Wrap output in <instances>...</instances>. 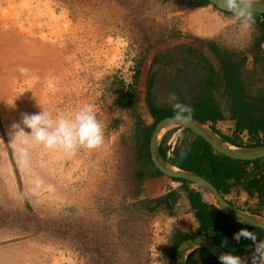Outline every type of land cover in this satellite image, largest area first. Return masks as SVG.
<instances>
[{
  "label": "rangeland",
  "instance_id": "obj_1",
  "mask_svg": "<svg viewBox=\"0 0 264 264\" xmlns=\"http://www.w3.org/2000/svg\"><path fill=\"white\" fill-rule=\"evenodd\" d=\"M180 1L0 0V264H167L172 234L196 230L183 189L171 212L160 205L147 213L135 197L152 184L136 183L133 136L139 119L152 123L145 102L149 77L157 72L153 103L169 108V83L181 86L189 99L197 86L194 70L205 63L219 69L209 40L170 31L169 15L179 19L171 8ZM40 16L47 27L37 23ZM256 31L254 23H240L228 31L230 37L210 41L244 57L239 77L251 85L249 95L264 85L260 64L252 62ZM166 53L172 62L154 63ZM185 57L190 61L183 64ZM20 67L30 72L21 74ZM128 85L135 88L136 109L117 102ZM86 103L104 128L100 148L69 156L12 142L11 126L22 114L43 109L71 116ZM222 128L216 126L227 135ZM22 147L27 166L20 163ZM226 198L242 208L245 201L255 203L244 193Z\"/></svg>",
  "mask_w": 264,
  "mask_h": 264
},
{
  "label": "trees",
  "instance_id": "obj_2",
  "mask_svg": "<svg viewBox=\"0 0 264 264\" xmlns=\"http://www.w3.org/2000/svg\"><path fill=\"white\" fill-rule=\"evenodd\" d=\"M202 1L206 5H210L206 0ZM254 18L257 33L253 41L252 62L254 65L260 64L257 68L264 73V48L262 47L264 43V15L254 13ZM207 44L214 54L219 69L216 70L213 66L205 65L206 63L197 67L194 70L197 86L192 87L194 84L190 83L192 89L189 99L184 96L181 86L169 83L167 88L170 92L178 95L180 102L192 106L191 118L208 125L222 141L235 147L255 148L263 146L264 85H260L252 95H249L248 91L251 89V85H245L239 77L244 69V57L240 58L234 52L221 51L210 41H207ZM185 50L190 54L195 53L194 49L191 48ZM181 60L183 64L190 61L186 57ZM161 61L169 63L173 59L169 58V53L158 54L154 57V63H161ZM185 69H177V71L185 72ZM138 74L139 71L135 73L134 80L137 79ZM156 76L157 72H154L149 77L145 97L147 111L152 118V123L144 125L143 121L139 119L133 135L137 184L163 176L150 161L149 140L155 125L164 118L172 117L173 111L171 107H159L152 101V89ZM218 97H223V103ZM117 102L120 108L133 109L134 107L136 109L138 101L135 88L132 85H128L125 89L122 88ZM225 111L228 113L227 117L224 115ZM226 119L233 122L231 135H223L215 128L217 122ZM177 131H182V138L173 136ZM243 132H246L248 136L246 144H243L240 139ZM172 136L175 138L173 146L169 143ZM158 150L167 164L202 177L223 198L231 191L235 195L239 192L244 193L248 199L255 200V203L250 205V201H245L243 203L245 208L238 206L237 208L264 217V159L251 162L231 160L217 154L204 140L183 128H172L165 132L159 141ZM172 180L181 183V189L186 194L190 210L198 226L193 233L176 230L172 234L170 238L171 247L167 253V264H175L178 247L194 235H204L225 253L240 256L250 255L252 241L248 239L234 240V233L245 229L253 233L258 240H264L263 231L230 221L213 205L204 200L199 188L196 187L197 190L189 189V185H193L192 183L178 179ZM179 199V193L170 191L162 197L139 203L138 208H143L147 213H151L158 206L163 205L171 212ZM231 204L234 205L233 202ZM186 264H218V262L205 249L197 248L187 256Z\"/></svg>",
  "mask_w": 264,
  "mask_h": 264
},
{
  "label": "clouds",
  "instance_id": "obj_3",
  "mask_svg": "<svg viewBox=\"0 0 264 264\" xmlns=\"http://www.w3.org/2000/svg\"><path fill=\"white\" fill-rule=\"evenodd\" d=\"M220 3L223 10L231 13L242 25L255 23L253 6L256 5V0H220ZM18 71L24 75L30 72L25 67H20ZM166 103L171 105L173 120L176 123L191 119L192 106L180 102L175 93L167 97ZM11 127L12 142L26 146L39 144L46 149L62 151L69 156H75L80 148L98 149L105 139L104 128L96 117L94 106L87 103L71 116H53L51 112L43 109L34 114L24 113L21 122L14 123ZM182 135V131L176 132L177 137L182 138ZM19 151L20 163L27 166L29 163L27 149L22 147ZM233 239L251 240L250 255L240 256L222 252L218 256V264H264V240H258L253 233L245 229L234 233Z\"/></svg>",
  "mask_w": 264,
  "mask_h": 264
},
{
  "label": "water",
  "instance_id": "obj_4",
  "mask_svg": "<svg viewBox=\"0 0 264 264\" xmlns=\"http://www.w3.org/2000/svg\"><path fill=\"white\" fill-rule=\"evenodd\" d=\"M211 6L226 14L231 13L223 10L220 0H206ZM254 13L264 15V0H256L253 6ZM172 128L188 129L194 135L204 140L217 154L223 155L234 161L251 162L264 159V145L255 148L235 147L220 139L212 132L208 125L191 118L189 120L176 123L172 117L160 120L152 132L149 140V157L152 165L169 179L183 180L192 183L199 188V191L208 198V203L213 205L221 214L230 221L245 227L260 229L264 233V217L255 215L249 211H243L223 198L218 191L202 177L175 168L167 164L159 154L158 145L161 137ZM203 248L217 262L218 256L224 252L210 238L204 235H194L180 244L176 251L175 264H186L187 256L195 249Z\"/></svg>",
  "mask_w": 264,
  "mask_h": 264
},
{
  "label": "crops",
  "instance_id": "obj_5",
  "mask_svg": "<svg viewBox=\"0 0 264 264\" xmlns=\"http://www.w3.org/2000/svg\"><path fill=\"white\" fill-rule=\"evenodd\" d=\"M177 3L178 4L176 10L174 6H172L171 9L176 12V15L177 17H179V19L177 22H174L173 18L170 17L173 16V14L169 15L168 27L170 31L176 30L185 32L199 40L213 41L217 38L225 39L230 37V35L226 36L228 31L232 29V26L240 24V22L232 15L221 12L211 5H206L202 0H189L188 2L181 0L180 3ZM263 45L264 43L262 44V47ZM232 128L233 126H230L227 128V130H225L227 135H231ZM222 131L220 132L219 130L221 134ZM171 139L169 140V142L171 141ZM144 182H152V184L148 185V183H146V186L143 187L142 190L135 191V197H140L143 202L162 197L170 191H176L177 193H179L180 199H182L183 197V192H181V190L178 191V189H180L182 186L181 183L175 182L167 177H157ZM189 189L197 190V188L193 185H189ZM184 195L186 199L185 192ZM239 198H241V195L239 196ZM186 201L188 208L190 209L188 200L186 199ZM177 203L175 205H178ZM234 206L241 207L239 204H234Z\"/></svg>",
  "mask_w": 264,
  "mask_h": 264
},
{
  "label": "built area",
  "instance_id": "obj_6",
  "mask_svg": "<svg viewBox=\"0 0 264 264\" xmlns=\"http://www.w3.org/2000/svg\"><path fill=\"white\" fill-rule=\"evenodd\" d=\"M37 23H38L39 25L41 24L42 27H47V26H48V25L46 26L47 23H46L44 17H42V16L38 17V19H37ZM223 123H224V122H222V121L217 122L216 125H215V128H216V126H221V125H222V127H223L222 129H226V130H227L228 127L224 126ZM219 129H220V128H219ZM219 129H217V130H219ZM222 129H221V130H222ZM240 139H241V141H242L243 143H247V142H248V136H247L246 132H243V133H242ZM169 143L173 146V144H174V139H171V141H170ZM242 194H243L242 192H239L237 195H235L234 192L231 191L230 193H228L227 195H225V197H226V196L228 197V196L230 195V196H233V198H238V196H240V195H242ZM226 199H227L229 202H232V201L229 200L230 198H229V199L226 198Z\"/></svg>",
  "mask_w": 264,
  "mask_h": 264
},
{
  "label": "flooded vegetation",
  "instance_id": "obj_7",
  "mask_svg": "<svg viewBox=\"0 0 264 264\" xmlns=\"http://www.w3.org/2000/svg\"><path fill=\"white\" fill-rule=\"evenodd\" d=\"M226 199V197H224Z\"/></svg>",
  "mask_w": 264,
  "mask_h": 264
}]
</instances>
